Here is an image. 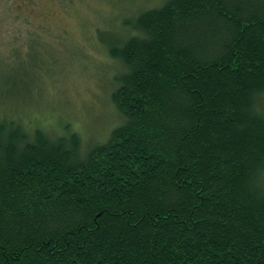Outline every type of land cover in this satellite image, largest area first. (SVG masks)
<instances>
[{
	"label": "trees",
	"instance_id": "obj_1",
	"mask_svg": "<svg viewBox=\"0 0 264 264\" xmlns=\"http://www.w3.org/2000/svg\"><path fill=\"white\" fill-rule=\"evenodd\" d=\"M151 1L102 142L0 116V264H264V0Z\"/></svg>",
	"mask_w": 264,
	"mask_h": 264
},
{
	"label": "rangeland",
	"instance_id": "obj_2",
	"mask_svg": "<svg viewBox=\"0 0 264 264\" xmlns=\"http://www.w3.org/2000/svg\"><path fill=\"white\" fill-rule=\"evenodd\" d=\"M152 4L0 0V116L53 137L64 124L84 146L102 142L117 121L109 99L114 66L95 39L120 34L124 19Z\"/></svg>",
	"mask_w": 264,
	"mask_h": 264
}]
</instances>
